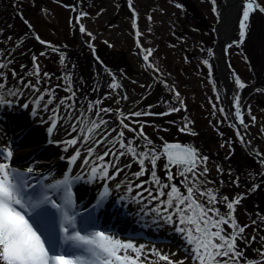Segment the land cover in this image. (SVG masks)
<instances>
[{"label": "rangeland", "instance_id": "rangeland-1", "mask_svg": "<svg viewBox=\"0 0 264 264\" xmlns=\"http://www.w3.org/2000/svg\"><path fill=\"white\" fill-rule=\"evenodd\" d=\"M222 2L223 0H215V3L213 0H0V58L10 59L12 63L9 64V69L25 76L26 80L34 79L26 75L33 70V56L37 58L41 76L48 73L51 77L46 81L47 85L63 86L70 77L77 100L86 106L89 101L100 99L102 103L99 107L113 110L111 114L104 115L109 121V128H119L118 111L166 113L133 117L138 123L131 124V127L139 129L143 125V132L159 150L165 144L180 143L194 146L200 156L207 158L208 172L201 179L205 181L207 188L217 193L218 198H240V204L235 207V219L241 226L248 225L244 233L248 240L253 236L257 239L250 245L239 240L237 243L245 248V256L253 259L258 256L254 249L264 246V171L236 135L226 100L228 91H223L224 77L221 76V67L213 55L218 42L215 27L219 23L218 13ZM256 2L264 7V0ZM241 3L245 6L246 0H241ZM77 4L81 7L79 11ZM243 8L238 12L237 22L229 38L232 43L228 50L229 60L245 84L242 89L243 97L251 95L247 101L249 105L245 121L255 137L257 147L264 154V12L255 10L250 13L249 26L242 38L239 23ZM78 27L84 30L79 31ZM30 29L47 44H41L34 35L20 42L25 35L31 34ZM225 39L226 37L223 40ZM136 40L145 55L151 50L148 60H145L146 65ZM90 48L94 49L97 57L113 72V83H117L119 88L113 90L101 87V91L97 92L90 84L85 91L81 90L87 72L93 73L97 68L91 61L94 53ZM64 53L67 54L66 60ZM81 70L86 72L82 73ZM225 80L228 90V80ZM8 81L9 84L15 83L10 71ZM154 82L157 84L141 100L142 93ZM57 93V99L68 95L62 88H57ZM125 95L127 99L123 98ZM28 97L29 93L26 92L25 98L18 102H27ZM141 102L150 106L149 110L142 109ZM30 107L33 110L31 104ZM244 107L246 108L245 105ZM173 108H179L180 111H172ZM38 114L48 117L45 112L37 111L35 115ZM124 122L130 123L128 120ZM65 125L62 121L51 133L48 129L49 135L53 137L59 134ZM43 128L47 131L49 122L44 123ZM67 129L62 133V141L50 140L51 143H56L54 145L59 153L62 152L61 161L66 159L63 154L67 155L74 148L63 143L72 138ZM124 131L127 138L133 137L132 132L126 129ZM136 142L140 143L139 140ZM86 147L88 145H76L75 149L80 148L81 151L79 159L83 160L86 155ZM104 150V144L96 149L98 153ZM50 159L46 157L42 160L44 164L37 165L35 169L46 172L45 178L57 181L63 177V172L58 170L62 169L64 163L60 169L55 167L52 169L53 173H50ZM128 162H131L130 157H121L119 166ZM166 164V158L161 157L156 165L157 175L165 181ZM204 166L201 165V168ZM112 171L114 169L110 170L109 175ZM137 171L139 165L132 163L131 169H125L113 180H94L87 185L89 196L98 195L105 184L111 187L110 182L134 181L135 177L131 174ZM171 172L179 185L182 177L178 175V168L172 167ZM82 179L90 181L87 173ZM208 181L211 183H207ZM133 189L129 193L127 186L119 187L118 192L112 193L111 197L127 205L129 210L139 205L141 211L137 212L136 207L134 211L143 220L147 216L149 227L158 229L159 225V229L169 233L177 232L184 240L181 233L176 231L177 224L166 222L153 211L160 207V202L143 199L138 202L133 197H137L143 189H136L135 185ZM125 193L128 194V200L121 199ZM144 195L147 196V193ZM217 207L221 212L227 211L223 203L217 204ZM161 211L164 209L161 208ZM105 234L128 242L115 233ZM131 241L138 246L143 245L146 252L155 249L168 255L174 262L192 264L185 240V252L170 243ZM159 264L167 262L160 261Z\"/></svg>", "mask_w": 264, "mask_h": 264}, {"label": "snow or ice", "instance_id": "snow-or-ice-1", "mask_svg": "<svg viewBox=\"0 0 264 264\" xmlns=\"http://www.w3.org/2000/svg\"><path fill=\"white\" fill-rule=\"evenodd\" d=\"M255 10L264 12V7L256 0H246L239 23L242 38L249 26L250 13ZM83 30L81 28V31ZM37 39L39 40V37ZM150 55L151 50H148L144 59L148 60ZM32 59L33 70L26 75L34 79L26 80L25 76L9 69V64L12 63L10 59L0 58V108H11L20 99L25 98L26 92L29 93L27 102L22 107L28 108L31 104L33 115L37 111L48 113L50 133L63 121L68 125L69 136H72L71 139L63 141L65 145H88L84 148L86 155L81 161V171L87 166L90 181L113 180L125 169H131L132 163L138 164L139 171L131 174L135 180L127 181V191L132 193L135 185L136 189L143 191L133 199L138 202L141 199L160 202V207L154 208L153 211L166 222L177 224L176 231L181 233L188 245L187 251L192 264H264V246L254 249L258 256L249 259L244 254L245 248H241L237 243L239 240L250 245L257 239L253 236L248 240L244 235L248 225L241 226L235 219V207L240 204V198H218L217 193L207 188L205 181L201 179L208 172L207 158L200 156L195 148L178 144H165L162 150H159L143 132V125L139 129L131 127V124L138 123L133 117L166 113L118 111L119 128H109V121L104 115L111 114L113 110L99 107L102 100L89 101L86 106L80 102L78 106L70 77L63 86L47 85L46 81L51 78L50 75L44 73L41 76L37 58L33 56ZM9 71L14 84H9ZM237 83L241 89L245 87L238 78ZM119 87L117 83L110 85L113 90ZM57 88H62L68 95L57 99ZM176 95L179 96L178 93ZM123 98L127 99V96ZM172 111L180 109L173 108ZM236 116L241 117L238 100ZM125 120L130 123H125ZM240 123H244L242 117ZM125 129L132 132L133 137L127 138ZM137 140L140 143H137ZM241 140L243 141V137ZM101 144L105 145L106 150L98 153L96 149ZM12 156L10 145L0 146V264H159L160 261H166L167 264H184V261H172L168 255L155 249L146 252L143 245L138 246L131 240L124 242L105 234L104 231H87L83 223L80 229H77L76 216L79 213L72 211L70 196L61 197V203L52 198L61 187L66 193L70 192L71 169L64 179L55 183L33 184L26 175L32 173L33 168H27L25 173L11 167ZM125 156L130 157L131 162L119 166L121 157ZM80 157V148H76L70 157V164L74 165ZM161 157L167 160L166 181L156 172L157 161ZM260 163L264 164V158ZM201 165L205 166L201 168ZM172 167H177L178 175L182 177L179 185L171 172ZM144 176L148 179L141 180ZM80 179L81 175L75 177L77 181ZM116 187L119 188L120 185ZM30 189L33 191H29ZM144 193H147V196ZM108 195L109 188L105 184L96 208L103 207ZM220 203L224 204L227 211L221 212L217 207ZM161 208L164 209L163 212ZM58 214L61 218L59 223ZM82 232L85 234L82 235Z\"/></svg>", "mask_w": 264, "mask_h": 264}, {"label": "bare ground", "instance_id": "bare-ground-1", "mask_svg": "<svg viewBox=\"0 0 264 264\" xmlns=\"http://www.w3.org/2000/svg\"><path fill=\"white\" fill-rule=\"evenodd\" d=\"M244 7V5L241 3V0H223L222 4L220 5V11L218 13V18H219V23L217 24L216 30H217V36H218V42L216 44V47L214 48V56L216 60L219 62V65L221 67V76L223 78V91L227 92V85H226V68L224 66V61H225V54L223 53L222 50V45L221 42L222 40L226 38H230L232 31H233V26L237 22V16L238 12L241 10V8ZM226 40V39H225ZM69 52H67L68 54ZM74 55V54H72ZM251 96V95H250ZM250 96H246L247 101L250 100ZM245 97V96H244ZM243 97V98H244ZM78 101V106L79 103L81 102L80 100ZM246 105V104H245ZM15 106V107H14ZM11 108L4 107L0 108V144L2 146L10 145L11 149L13 150V156L11 158L10 164L11 165H18V166H23L25 168V164H27L28 167L35 168L36 162L35 160H44L48 158H51L50 161L53 162L54 164H51V167L49 169L50 173L52 172V169L55 167L61 168V155L62 152L59 153L58 149L56 148V140H61L64 138V133L65 128H68V125H65V128H62V131L59 132V134L54 135L51 137L47 131L43 128V123H47L48 117L44 115H33V110L32 109H27L24 108L25 110H19L20 108L16 105H14ZM10 109V110H9ZM17 112H21V116L18 115ZM9 120V121H7ZM31 127L30 131L26 130V135H24V130L28 127ZM22 133L23 138H17L16 141H13L14 136L17 137L19 133ZM75 134V133H73ZM72 137V136H71ZM52 140L55 142H49L48 140ZM80 145L78 144L77 147ZM76 147V146H75ZM74 148L73 151L69 152V155L63 154L64 156H67V158H70L74 151L76 150ZM54 149L57 151L54 152ZM40 150V151H39ZM38 152V153H36ZM29 158L30 163H34V165H28L26 163V159ZM81 161L82 159H77L76 163L74 165L63 164L62 169L58 171L63 172V177L68 175L69 169H71V179H72V184L70 188V192L66 193L64 188H60L56 191L55 195H52V198L57 201V203H61V197H68L70 196L71 201H72V211L73 212H80L81 215H87L90 214L93 210V206L86 203L83 199L78 201L77 196L75 193L74 187L78 188V185H80V180H75V177L77 175L83 176L85 172L87 171V166H84L83 172L81 171ZM48 165H46L47 167ZM26 168V169H27ZM54 179L48 178L46 183L52 184V181ZM43 185V184H42ZM51 194V192H49ZM82 194V190H81ZM84 198H86L85 194H82ZM94 200V199H93ZM111 202V203H110ZM109 204L113 205L114 211H113V216L116 217L119 212H123L125 206L117 204L116 200L115 201H110ZM111 205V206H112ZM118 205V207H116ZM107 214L111 213L108 209L105 210ZM131 221L133 224V227H137L141 224V221H139V218L135 217V215L130 214ZM137 218V219H136ZM129 220V222H131ZM124 225L130 226L129 223L125 220ZM92 231H99L97 228L93 229ZM180 242V239L175 236Z\"/></svg>", "mask_w": 264, "mask_h": 264}, {"label": "water", "instance_id": "water-1", "mask_svg": "<svg viewBox=\"0 0 264 264\" xmlns=\"http://www.w3.org/2000/svg\"><path fill=\"white\" fill-rule=\"evenodd\" d=\"M246 6V5H245ZM244 6V7H245ZM80 31V29H79ZM217 32V30H216ZM229 38H226V40H222L221 44L222 45V50L223 53L225 54L226 58L224 63V66L226 68V72H227V76L225 77L228 80V92H227V102L229 104V110L231 112L232 115V119H233V127L235 129L236 135L238 136V138L240 139V141L243 143L245 149L247 150V152L260 163V160L262 158H264V154L259 150V148L257 147L256 143H255V137L252 134V132L250 131V129L248 128L246 121H245V113L247 111V105H249L247 103V99L246 97L243 98V90L239 87V84L237 83V78L239 79V81L241 83H243V81L241 80L239 74L237 73V71L235 70V68L232 66L231 61L229 60V47L232 46V43L229 42ZM217 44V43H216ZM92 51L95 53V51L92 49ZM213 54H214V50H213ZM231 91H234V93H232ZM237 100L239 101V109L241 112V117L244 121L243 124L240 123V119L241 117H237L236 116V111H237ZM246 104V105H245ZM244 105L246 106V108L244 107ZM239 132V135H238ZM241 137H243V141L241 140ZM179 145V144H178ZM183 147H191L188 145H181ZM163 148V147H162ZM193 148V147H192ZM259 154V155H258ZM29 161V158L26 159V162ZM261 167L264 171V164L260 163ZM37 177V176H36ZM38 179V177H37ZM32 180H35V178H32ZM41 184V183H39ZM75 192L77 195V199L80 200H84L86 203L90 204L92 198L90 199V197H88V195L86 193H84L82 191V194H85L86 198L83 197V195L81 194V186H78V188L75 187ZM101 208H99L98 210H96L94 213L92 212L91 217L92 218H98L99 216L102 217V213H100ZM105 217L108 221V223H111L115 229H118L120 231V228L122 227V223H123V219L120 218V216H116L114 217L113 215L109 214H105ZM145 225V224H142ZM121 231L127 235L129 234L130 231H125V229L121 228ZM151 229L150 228H146V227H142L141 230L135 231L132 235L133 236H137V237H141L150 241H154L157 243H172L177 247H182V242L181 239L179 238V236L175 233V232H168V231H163L161 229H154L155 232H150ZM175 236H177L180 239V242L177 238H175Z\"/></svg>", "mask_w": 264, "mask_h": 264}, {"label": "flooded vegetation", "instance_id": "flooded-vegetation-1", "mask_svg": "<svg viewBox=\"0 0 264 264\" xmlns=\"http://www.w3.org/2000/svg\"><path fill=\"white\" fill-rule=\"evenodd\" d=\"M18 15L21 17V15L18 13ZM30 31H31V34H27V35H25L23 38H21L20 39V42L21 41H24L26 38H28L29 36H33L34 35V33H33V29H30ZM35 32V31H34ZM35 36V35H34ZM33 36V37H34ZM36 39H37V37H36ZM40 39V38H39ZM38 40V39H37ZM41 41H43L42 39H40ZM39 41V40H38ZM40 42V41H39ZM45 42V41H44ZM19 44V43H18ZM42 44V43H41ZM66 57H67V54L66 53H64V59L66 60ZM91 61H93V57H92V59H91ZM71 66V65H70ZM94 67H95V65H94ZM97 68H95L94 69V71H93V73H91V71H89V72H87V75L85 76V79H84V87H83V89L81 88V90H86V87L88 86V85H90V84H92V87L93 88H96L97 90V92H99V91H101V87H108V88H110V84L111 83H113V81H114V75H113V72L106 66V65H104V63L102 62V65L101 66H96ZM69 69H70V67H69ZM70 71H71V69H70ZM82 71V73L84 72H86V70H81ZM92 78H94V79H92ZM153 79L154 80H156L155 78H154V76H153ZM158 80H156V82H157ZM155 82V83H156ZM155 83H151V85H150V88H147L143 93H142V95L140 96V98L143 96V98L141 99V100H143L149 93V91H151V89L153 88V86L155 85ZM158 83V82H157ZM156 83V84H157ZM104 84H107V85H104ZM83 92V91H82ZM148 93V94H147ZM97 94V96L99 95V93H96ZM140 100V101H141ZM141 104H142V106H140L142 109H144V110H149V107L150 106H148V105H146V104H143L142 102H141ZM152 109H154V108H152Z\"/></svg>", "mask_w": 264, "mask_h": 264}]
</instances>
